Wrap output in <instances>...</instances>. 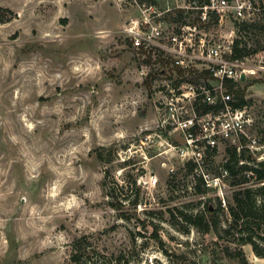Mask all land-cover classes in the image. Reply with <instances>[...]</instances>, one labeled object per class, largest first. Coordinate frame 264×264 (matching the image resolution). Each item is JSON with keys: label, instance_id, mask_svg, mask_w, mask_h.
<instances>
[{"label": "rangeland", "instance_id": "obj_1", "mask_svg": "<svg viewBox=\"0 0 264 264\" xmlns=\"http://www.w3.org/2000/svg\"><path fill=\"white\" fill-rule=\"evenodd\" d=\"M149 1L0 0L9 9L0 21V264H243L241 249L246 264H264L233 230L222 239L170 211L204 201L216 210L221 199L216 214L226 224L235 190L227 148L264 160V28L242 37L245 66L256 72L238 84L251 100L246 132L256 143L221 139L189 172L175 148L184 136L156 128L152 84L124 31ZM177 2L185 0L159 5ZM256 20L264 25V10ZM211 29L243 35L231 18Z\"/></svg>", "mask_w": 264, "mask_h": 264}, {"label": "built area", "instance_id": "obj_2", "mask_svg": "<svg viewBox=\"0 0 264 264\" xmlns=\"http://www.w3.org/2000/svg\"><path fill=\"white\" fill-rule=\"evenodd\" d=\"M263 10L264 0H185L166 7L156 0L143 4L141 15L126 22L141 74L152 84L156 128L184 136L183 145L175 146L183 159L201 163L206 150L215 149L221 139L248 136L256 143L246 132L250 110L233 104L227 85L255 69L233 58L234 29L222 36L211 26L225 18L250 22ZM149 180L156 183L157 175Z\"/></svg>", "mask_w": 264, "mask_h": 264}, {"label": "trees", "instance_id": "obj_3", "mask_svg": "<svg viewBox=\"0 0 264 264\" xmlns=\"http://www.w3.org/2000/svg\"><path fill=\"white\" fill-rule=\"evenodd\" d=\"M151 1L156 2V0ZM0 11L3 14V17H0V21L4 22L9 20L4 17L5 11H9V9L0 7ZM262 28H264V25L256 19L250 22L244 21L239 23V31L243 35H241L240 39H236L233 58L244 59L249 54L250 47L246 43H243L242 37L249 31ZM238 84L239 81L233 79L227 82L229 91L234 95L235 100L233 104L236 107H243L251 102V100L246 99V89L238 87ZM245 140L246 138L243 137L242 145L244 146ZM247 151L248 149L244 147L239 151L235 145L227 148L228 157L223 166L227 171L226 177L229 179L230 184L235 187V190L228 204L229 217L226 219V224L216 214L217 208L224 209L221 199H218L216 210L210 208L208 201H201L203 205L197 210L188 209L185 206H177L175 208L176 211H170L178 222L192 225L203 233L214 231L222 239L227 236V233L233 230V233L238 234L236 237L238 244H251L256 254L264 257V250L260 248L258 241V238L264 239V225L262 226L264 222V160L257 161L256 159L248 157ZM185 166L189 172H194L197 167V162L187 160ZM197 179L200 182V184L198 183L196 185L198 192L206 193L210 187L206 185L204 177L198 175ZM201 183H203V186H201ZM131 184L135 185L136 192L134 198L129 199V201L133 207H136L141 201V188L137 185V180H133ZM108 194L112 198L111 204L119 208L117 206L121 204L120 201H113L114 199L117 200L114 191L109 190ZM120 214L122 218H130L124 211H121ZM155 227L158 229L156 224ZM155 236L159 237L158 233ZM224 249L228 251L227 246ZM239 254L242 256V263L246 264L247 259L242 249L239 251ZM73 257L75 260H78L76 258H79V255H73Z\"/></svg>", "mask_w": 264, "mask_h": 264}, {"label": "water", "instance_id": "obj_4", "mask_svg": "<svg viewBox=\"0 0 264 264\" xmlns=\"http://www.w3.org/2000/svg\"><path fill=\"white\" fill-rule=\"evenodd\" d=\"M245 78V75H242V79H244Z\"/></svg>", "mask_w": 264, "mask_h": 264}]
</instances>
